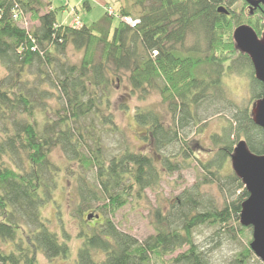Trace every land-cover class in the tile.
Returning a JSON list of instances; mask_svg holds the SVG:
<instances>
[{
  "label": "trees",
  "instance_id": "16d2710c",
  "mask_svg": "<svg viewBox=\"0 0 264 264\" xmlns=\"http://www.w3.org/2000/svg\"><path fill=\"white\" fill-rule=\"evenodd\" d=\"M247 4L123 0L120 15L139 23L120 19L113 29L115 15L108 12L78 27L59 22V8L51 0H0V62L7 71L0 79V264H38L41 254L71 258L64 227L63 236L53 231L41 210L65 171L52 160L56 148L77 164L76 170L66 168L77 182L75 210L87 217L100 215L90 219L95 227L85 216L93 229L80 233L84 238L77 259L69 264H215L211 245L224 235H246L240 213L249 192L229 166L236 142L231 138L243 136L253 152L264 154V129L247 107L224 96L236 109L222 135L214 136L213 156L203 161L192 155L196 143L188 136L205 122L199 110L223 89L225 76L246 73L252 97L264 96L250 56L236 47L233 37L243 24L258 35L264 32V5L251 12ZM221 6L228 13L219 11ZM71 45L82 51L79 61L69 57ZM122 77L141 98L158 91L171 117L166 120L159 110L138 106L144 147L123 140L109 154L104 131L120 127L106 109L114 83ZM193 157L200 164V180L169 199L166 208L159 205L152 211L154 234L141 241L114 223L111 216L118 210L145 197L147 189L157 190L164 175L191 166ZM213 181L225 198L240 191L239 198L208 207L201 185ZM200 225L219 226L206 247L195 239ZM251 240L249 236L231 264L249 263Z\"/></svg>",
  "mask_w": 264,
  "mask_h": 264
},
{
  "label": "rangeland",
  "instance_id": "374dc122",
  "mask_svg": "<svg viewBox=\"0 0 264 264\" xmlns=\"http://www.w3.org/2000/svg\"><path fill=\"white\" fill-rule=\"evenodd\" d=\"M89 1L91 4L90 8L85 5L87 0H51L53 7L59 8L57 16L58 21L66 24H72L75 18L73 10L77 13L76 15L79 16L80 22H82L81 24H83V22L89 24L98 20L107 12L105 9L106 6H108L107 8L112 6L115 12L113 18L114 29L122 16L119 13V8L123 0ZM75 7H77L79 12ZM31 24H33V22H31ZM263 34L264 32L259 36L262 37ZM68 55L73 61H79L82 57V51L71 45L68 48ZM6 74L7 71L0 62V79ZM124 77L114 83L116 88L111 96V105L106 109V112L112 113L116 124L120 127V130L113 132L106 126L108 130L105 129L104 131V143L109 154L116 152V149L121 145L123 140L130 141L133 145H137L140 148L144 147L145 142L139 137L140 132L144 131V129L141 128L135 114L138 106L153 107L162 112L166 120H169L171 117L170 107L167 103L162 101V97L158 91L152 90L145 98H141L139 93H133L131 91V87ZM222 87L223 89L216 90L214 96L211 97L212 104L210 102V105L206 109L202 108L199 110L200 116L205 119V122H201L200 127H193V131H190V136H188L193 138L196 143L191 154L197 155L203 161L209 160L216 152L215 134L222 135L223 127L228 124L227 119L234 118L233 112L236 107L230 105L227 98L241 108L247 107L250 113L254 103L258 100L252 97L251 79L246 73H233L225 76L222 79ZM222 92L224 93L223 95L221 94ZM224 96L227 100L224 99ZM219 109L221 113L216 115ZM231 139L236 141L234 144L235 147L238 142V140H236L237 135H233ZM242 139L245 138L242 136ZM51 157L52 160L65 171L58 175V185L54 187L52 190V197L42 205L41 210L46 219L49 220L47 223L53 231H57L63 236L62 228L64 227L65 235L69 237L68 243L72 253L71 258L68 260L63 257L48 259L41 254L38 264H69L77 259L78 248L82 244V239L84 238L80 233L82 231H91L93 227L88 226L89 224L87 225L89 221L85 218L87 215L86 213L81 215L75 210L77 205V196L75 197V192L78 191L77 182L75 179L69 177L70 174L68 170L66 171V168L73 167V169L76 170L77 164L73 163L74 161L70 162L61 148L54 149ZM191 161H193L191 166H186L181 171H177L174 174L164 175L157 190L147 189L145 197L142 199H134L118 210L114 216H111L114 223L120 229L131 233L141 241L154 234L152 227V211L159 205L166 208L169 199H175L186 187H191L200 180V170L198 168L200 164L194 157ZM230 164L231 161H229V166L232 167V164ZM208 175L214 179L212 174ZM213 182L214 183L201 185L202 193L205 196L206 205L208 207L214 204L217 207H221L225 202L228 201L231 203L239 198L240 191L225 198L219 186L215 181ZM90 222L91 226H98L95 221L90 220ZM218 227L219 226L213 227L208 225L198 226L195 229V239L198 244L202 247L212 244V239L217 237L215 233ZM249 236L253 237L252 227H247L246 235L241 234L238 239H231L229 236L227 238L224 235L223 239L221 238V242L219 241V244L215 246L214 244L211 245L212 249L209 253L211 260L215 264H231L236 253L247 246V239ZM257 259L263 263L255 253H253V258L250 259L248 264H261L257 262Z\"/></svg>",
  "mask_w": 264,
  "mask_h": 264
},
{
  "label": "water",
  "instance_id": "95a60500",
  "mask_svg": "<svg viewBox=\"0 0 264 264\" xmlns=\"http://www.w3.org/2000/svg\"><path fill=\"white\" fill-rule=\"evenodd\" d=\"M251 12L264 0H246ZM219 11L228 13L225 6ZM233 37L236 47L250 56L254 66L255 77L264 83V34L260 37L250 25L238 26ZM251 116L253 121L264 129V96L253 105ZM234 172L241 178L249 196L241 203L240 222L243 226L253 228L250 247L264 263V154L253 152L245 139L237 142L231 154ZM99 218L100 215L88 214V219Z\"/></svg>",
  "mask_w": 264,
  "mask_h": 264
},
{
  "label": "built area",
  "instance_id": "2783aa9c",
  "mask_svg": "<svg viewBox=\"0 0 264 264\" xmlns=\"http://www.w3.org/2000/svg\"><path fill=\"white\" fill-rule=\"evenodd\" d=\"M108 11H109L110 14L115 15V12L113 11L112 8H108ZM73 14L75 15V18L72 21V24H74L75 26H78V27L81 26L82 25L81 24L82 22H80V18H79V16L76 15L77 13L74 10H73ZM124 20L126 22H128L129 24H131L132 26H136L137 23L139 22L138 19H133V18H131L129 16L124 17Z\"/></svg>",
  "mask_w": 264,
  "mask_h": 264
},
{
  "label": "bare ground",
  "instance_id": "6f19581e",
  "mask_svg": "<svg viewBox=\"0 0 264 264\" xmlns=\"http://www.w3.org/2000/svg\"><path fill=\"white\" fill-rule=\"evenodd\" d=\"M109 8H112V6H110ZM107 12L109 13L108 8H107ZM109 14H110V13H109ZM111 16H113V14H111ZM124 17H126V16H121L120 19L124 20ZM129 17H131V15H129ZM131 18H133V19H138V18H134V17H131ZM138 20H139V19H138ZM124 21H125V20H124ZM125 22H126V21H125ZM126 23H128V22H126ZM138 23H139V22H138ZM138 23H137V24H138ZM83 24H84V22H83ZM83 24H82V25H83ZM70 25H74V24H70ZM82 25H81V26H82ZM79 27H80V26H79ZM236 144H237V143H236Z\"/></svg>",
  "mask_w": 264,
  "mask_h": 264
},
{
  "label": "crops",
  "instance_id": "0c3cea01",
  "mask_svg": "<svg viewBox=\"0 0 264 264\" xmlns=\"http://www.w3.org/2000/svg\"><path fill=\"white\" fill-rule=\"evenodd\" d=\"M87 2H88V5H86V6H88V7L90 8V7H91L90 1L87 0ZM107 7H108V6L105 7L106 10H107ZM75 8L77 9V7H75ZM77 10H78V9H77ZM78 12H79V10H78Z\"/></svg>",
  "mask_w": 264,
  "mask_h": 264
}]
</instances>
